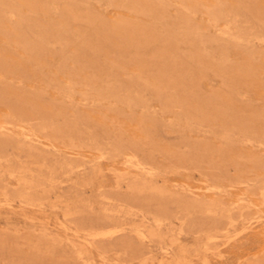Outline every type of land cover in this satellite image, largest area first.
<instances>
[{
	"label": "rangeland",
	"instance_id": "374dc122",
	"mask_svg": "<svg viewBox=\"0 0 264 264\" xmlns=\"http://www.w3.org/2000/svg\"><path fill=\"white\" fill-rule=\"evenodd\" d=\"M0 264H264V0H0Z\"/></svg>",
	"mask_w": 264,
	"mask_h": 264
},
{
	"label": "bare ground",
	"instance_id": "6f19581e",
	"mask_svg": "<svg viewBox=\"0 0 264 264\" xmlns=\"http://www.w3.org/2000/svg\"><path fill=\"white\" fill-rule=\"evenodd\" d=\"M100 21V20H99ZM116 29V28H115ZM177 85V84H176ZM140 86V85H139ZM233 86V85H232ZM165 87V86H164ZM87 98V97H86ZM221 98V97H220ZM32 102V101H31ZM200 105V104H199Z\"/></svg>",
	"mask_w": 264,
	"mask_h": 264
}]
</instances>
